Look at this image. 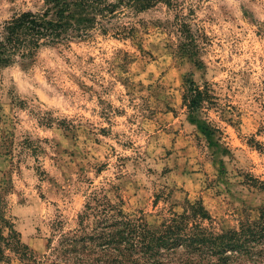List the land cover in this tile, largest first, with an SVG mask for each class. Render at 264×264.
<instances>
[{
  "label": "rangeland",
  "instance_id": "374dc122",
  "mask_svg": "<svg viewBox=\"0 0 264 264\" xmlns=\"http://www.w3.org/2000/svg\"><path fill=\"white\" fill-rule=\"evenodd\" d=\"M42 7L0 0V25ZM187 9L192 58L158 4L121 20L134 40L98 36L0 67V209L38 257L53 260L57 236L93 198L150 224L201 201L216 229L264 207V0ZM186 79L212 103L190 111Z\"/></svg>",
  "mask_w": 264,
  "mask_h": 264
},
{
  "label": "trees",
  "instance_id": "16d2710c",
  "mask_svg": "<svg viewBox=\"0 0 264 264\" xmlns=\"http://www.w3.org/2000/svg\"><path fill=\"white\" fill-rule=\"evenodd\" d=\"M187 0H43L42 9L14 14L0 25V67L31 61L42 49L68 46L94 37L134 40L135 28L122 19H134L158 4L174 13L185 43L186 57H195L198 45L189 29L192 9ZM184 99L190 111L211 102L207 86L185 80ZM78 216L76 228L61 232L50 256H37L21 241L14 224L0 209V264L11 256L30 264H264V207L252 217L242 210L236 227L213 226L214 219L201 201L186 204L150 224L106 199H92ZM51 244V241H49Z\"/></svg>",
  "mask_w": 264,
  "mask_h": 264
}]
</instances>
